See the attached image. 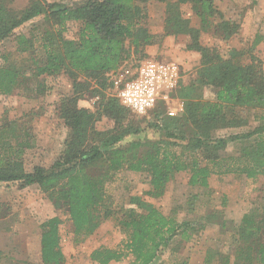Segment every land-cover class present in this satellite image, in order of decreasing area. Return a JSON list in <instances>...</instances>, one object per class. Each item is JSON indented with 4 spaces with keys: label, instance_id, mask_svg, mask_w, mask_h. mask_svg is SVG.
<instances>
[{
    "label": "trees",
    "instance_id": "obj_1",
    "mask_svg": "<svg viewBox=\"0 0 264 264\" xmlns=\"http://www.w3.org/2000/svg\"><path fill=\"white\" fill-rule=\"evenodd\" d=\"M150 1L165 4L161 34L149 31L146 3ZM185 3L195 11L202 31L213 28V34L222 38L238 32L240 24L226 18L214 0H75L70 5L29 0L19 9L10 6V0H0V45L13 39L16 53L30 54L29 66L9 62L10 51L0 54V96L22 87L27 69L29 77L36 79L64 73L72 84L71 94L61 95L54 104L53 112L68 135L49 167L35 165L26 170L22 156L32 146L29 130L16 121L0 124V183H15L18 189L37 185L56 209L66 212L75 241L93 234L106 219H115L125 240L114 248H94L90 259L98 264L128 256L131 264H153L167 247L177 251L191 241L199 226L193 220L165 215L140 196H132L133 206L117 213L105 196V185L116 172L145 174L149 185L145 194L151 198L162 196L179 172H188V186L204 189H209L212 175L233 173L246 183L264 174V71L262 60L251 51L263 38L254 37L247 63L221 56L200 43V29L192 27L181 11ZM38 16L41 22L31 25L28 34L16 31ZM69 21L78 25L72 38L64 35ZM167 35L187 36L184 49L199 54L194 79L179 84L172 93L182 101L183 109L169 116L159 102L148 111L155 137L126 140L143 130L133 122L128 108L104 93L110 85L107 73L133 53L146 58L145 47ZM36 42L40 54L34 56ZM36 85V91L43 93V84ZM88 89L98 97L95 110L77 107L78 93ZM207 90L213 97L205 96ZM102 118L111 120L113 126L98 130L96 121ZM238 128L245 129L231 132ZM230 145L234 147L231 152ZM60 223L58 216H52L39 225L43 264L65 262ZM232 237L231 264H264V210L245 212ZM213 257L206 252L204 264H210ZM219 257L221 264L230 263L229 254ZM2 258L0 250V264Z\"/></svg>",
    "mask_w": 264,
    "mask_h": 264
},
{
    "label": "rangeland",
    "instance_id": "obj_2",
    "mask_svg": "<svg viewBox=\"0 0 264 264\" xmlns=\"http://www.w3.org/2000/svg\"><path fill=\"white\" fill-rule=\"evenodd\" d=\"M10 6L14 8L24 7L29 0H10ZM47 2H62L70 5L75 0H45ZM77 1V0H76ZM218 8L224 13L226 18L239 22L241 31L229 38H222L213 34V28L201 29L199 18L195 15L189 3L182 4L181 11L185 18H189L190 24L194 28L200 29V43L204 46L215 48L224 57H232L234 61L247 63L250 61L251 51L258 56L263 63L264 69V49L253 48L250 51L252 38L248 33V24L252 30H258L259 17L253 15V9L257 6L255 0H214ZM147 14L149 16V31L154 34L163 32V18L165 4L163 2L151 1L146 3ZM248 12V24L246 23V12ZM41 16L26 22L17 32L28 34L31 25L39 24ZM250 20L251 23H250ZM258 26L256 27L255 24ZM67 29L64 35L72 38L78 29L76 22H67ZM249 34V35H248ZM188 37L164 36L160 43L153 44L156 48L154 53L147 54L146 58L157 60H173L179 64L180 79L179 84H188L195 77V69L199 61V54L194 51L184 49ZM37 43L35 46L37 48ZM39 47L32 53L40 54ZM4 51L12 52L9 62L17 65H30L28 61L29 53H16L13 39L0 45V54ZM188 52V57H182L181 53ZM181 52V53H180ZM141 53H133L132 60H141ZM145 59V58H143ZM3 63L0 57V65ZM26 65V66H27ZM29 68V67H28ZM27 80L22 87L16 89L11 95L0 96V124L6 121H16L29 130L31 147L25 150L23 160L26 170H31L33 166L40 165L49 167L60 155L67 139L68 130L63 121L59 119L54 110V104L61 95L71 94V80L64 73L54 76L41 75L39 79L30 78V70L25 71ZM37 82L43 84V93L36 91ZM93 85V81H90ZM173 93L175 94V92ZM104 93L111 95V90L107 87ZM77 107H85L95 110L98 99L93 96L90 90H82L78 93ZM205 96L211 98L212 93L205 91ZM173 100L169 105L163 104L167 114L169 109L177 110L175 116L181 111L178 104L182 101L173 95ZM183 109V105H182ZM163 113V111H162ZM133 122L143 130L139 136H128L126 140L134 138L155 137L152 128V114H135L130 111ZM113 123L107 118L96 121L98 130L111 128ZM245 128L233 129L231 132H239ZM234 149L228 147V151ZM188 172H179L173 181L167 183L166 190L159 198H151L145 194L149 189L145 174L120 170L116 172L113 179L106 186V200L111 208L117 213L126 207L133 206L129 201L132 196H140L143 200L154 204L165 215H174L178 221L188 219L198 222L195 226L193 239L188 245L194 247L196 252H210L217 256L229 254V261L233 260L234 245L232 243L234 226L240 223L242 215L251 208L259 211L264 210V183H259V178L264 180V174L258 175L254 179L241 182L239 176L223 174L211 180L210 188L188 186ZM224 176V177H222ZM234 182H237L234 184ZM258 184H261L259 186ZM15 183H0V204L2 217L0 218V250L3 253L2 264H43L40 256V223L52 216L61 219L59 224L60 247L65 255L63 264H98L90 259V253L98 246L114 248L125 240V233L116 225L113 218L106 219L95 232L79 241H75L73 227L63 209H56L48 196L43 193L37 185H30L21 189L16 188ZM174 211V212H171ZM214 224L210 231L201 227L200 224ZM197 225V224H196ZM187 243V242H186ZM183 243L182 245H186ZM181 247V246H180ZM169 247L162 253L154 264H183L184 255L171 257L168 254ZM184 254V253H183ZM198 255L197 253H195ZM132 257L128 256L119 262L111 261L108 264H131ZM217 260H215V263ZM210 264H213L212 262ZM257 264V263H256Z\"/></svg>",
    "mask_w": 264,
    "mask_h": 264
},
{
    "label": "built area",
    "instance_id": "obj_3",
    "mask_svg": "<svg viewBox=\"0 0 264 264\" xmlns=\"http://www.w3.org/2000/svg\"><path fill=\"white\" fill-rule=\"evenodd\" d=\"M107 76L111 95L131 112L142 115L159 102L169 105L180 79V68L173 60L129 59ZM178 109L182 110V103L178 104ZM176 113L172 108L167 111L169 116Z\"/></svg>",
    "mask_w": 264,
    "mask_h": 264
},
{
    "label": "crops",
    "instance_id": "obj_4",
    "mask_svg": "<svg viewBox=\"0 0 264 264\" xmlns=\"http://www.w3.org/2000/svg\"><path fill=\"white\" fill-rule=\"evenodd\" d=\"M255 1L257 2V6L253 9V11H254L253 12V15L255 17H259L260 18L259 27H258V30L257 29L256 30H252V26L247 23L248 22V18H251V15H250V17H248V15H247L248 12L251 14V11L248 9L247 12H246V18H247L246 23L248 24L247 31L250 34L251 38H252V42H253V39H254V37L256 35L262 36L263 39L260 40L255 45V48H257V49H264V0H255ZM251 21L252 20H250V23H251ZM256 21H257V24H255V22H254V25H256V27H257L258 26V20H256ZM239 31H241V24H240V28H239L238 32ZM155 50H156V48H155L154 45H148V46L145 47V53H147V54L154 53ZM181 55H182V57H188L189 53L183 51V53H181ZM262 68H263V63H262ZM263 71H264V69H263ZM214 177H220V175H212V176H210V178L208 179V182H207V183H209V188H210V184H211L210 182H211V180L214 179ZM222 177H224V176H222ZM258 181H260L259 183H264V180L262 178H259ZM236 183L237 182H234V184H236ZM258 185L261 186V184H258ZM213 225L214 224L206 223L204 225L205 226L204 227V230L206 229L205 233H207V229L208 228H209L208 231H210L211 228L213 227ZM210 226H212V227H210ZM164 252H165V250L163 251V253ZM195 253H197L198 255H196ZM168 254L171 257L172 256L173 257H177V256H179L181 254L184 255V257L182 258V259L185 260L183 264H204L205 251L204 252L202 251L201 253L196 252V250H195L194 247H191L190 245H188V242L186 243V245L182 246V248L179 249V250H177V251H171L169 249L168 250ZM215 260H217L216 263H215ZM229 260H230V258H229ZM155 262H156V260H155ZM229 262L230 263H228V264H231L232 261H229ZM212 263L213 264H221L220 261L218 260L217 256L212 260Z\"/></svg>",
    "mask_w": 264,
    "mask_h": 264
}]
</instances>
